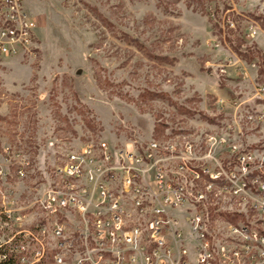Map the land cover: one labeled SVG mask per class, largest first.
Returning <instances> with one entry per match:
<instances>
[{
  "label": "rangeland",
  "instance_id": "374dc122",
  "mask_svg": "<svg viewBox=\"0 0 264 264\" xmlns=\"http://www.w3.org/2000/svg\"><path fill=\"white\" fill-rule=\"evenodd\" d=\"M234 2L264 28V0ZM25 5L37 27L33 51L0 61V163L8 171L0 191L14 190L29 214L34 198L52 187L56 167L90 141L133 150L154 139L187 152L192 144L204 156L231 141L264 149V117L246 114L264 106V95H256L264 84V33L246 39L226 29L225 43L209 11L221 13L229 0ZM18 153L31 161L24 176L11 164ZM212 203L216 234L224 220L258 217L264 233V215L251 201L219 194ZM255 257L264 264L263 254Z\"/></svg>",
  "mask_w": 264,
  "mask_h": 264
},
{
  "label": "built area",
  "instance_id": "2783aa9c",
  "mask_svg": "<svg viewBox=\"0 0 264 264\" xmlns=\"http://www.w3.org/2000/svg\"><path fill=\"white\" fill-rule=\"evenodd\" d=\"M209 13L225 43L226 29L241 30L246 39L264 33L234 0L221 13ZM35 27L24 0H0V61L32 53ZM256 95L263 97V83ZM246 114L262 118L264 106ZM189 147L187 152L152 139L133 150H115L104 141L87 142L56 167L52 187L34 198L30 214L14 190H1L0 264L261 263L255 257L264 255L259 217L224 220L220 235L211 227L212 201L219 194L251 201L264 215V149L231 141L204 156ZM18 156L11 164L24 176L31 161ZM7 175L0 163V179Z\"/></svg>",
  "mask_w": 264,
  "mask_h": 264
},
{
  "label": "crops",
  "instance_id": "0c3cea01",
  "mask_svg": "<svg viewBox=\"0 0 264 264\" xmlns=\"http://www.w3.org/2000/svg\"><path fill=\"white\" fill-rule=\"evenodd\" d=\"M24 2H25V0H24ZM25 7H26V5H25ZM26 9H27V7H26ZM27 11L29 12V10L27 9ZM29 14L31 15V13L29 12ZM36 28L37 27H35V31H36ZM259 49L263 52V54H264V37L261 35V37H259ZM261 69H259V74H262V72L260 71Z\"/></svg>",
  "mask_w": 264,
  "mask_h": 264
},
{
  "label": "trees",
  "instance_id": "16d2710c",
  "mask_svg": "<svg viewBox=\"0 0 264 264\" xmlns=\"http://www.w3.org/2000/svg\"><path fill=\"white\" fill-rule=\"evenodd\" d=\"M263 58H264V54H263ZM244 59H245V60H252L251 58H247V59H246V58H244ZM260 71H261V72H264V69H262V68H261V70H260Z\"/></svg>",
  "mask_w": 264,
  "mask_h": 264
}]
</instances>
